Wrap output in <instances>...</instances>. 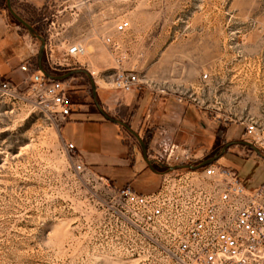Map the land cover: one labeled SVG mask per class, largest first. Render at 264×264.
Here are the masks:
<instances>
[{"label": "rangeland", "instance_id": "obj_1", "mask_svg": "<svg viewBox=\"0 0 264 264\" xmlns=\"http://www.w3.org/2000/svg\"><path fill=\"white\" fill-rule=\"evenodd\" d=\"M11 4L45 39L41 62L50 74L64 83L75 78L67 86L73 104V87L84 85L89 111L115 130L65 127L64 134L89 150L82 152L88 162L101 163L111 178L86 163L78 172V152L75 158L65 148V122L57 127L31 90L29 77L42 42L11 16L7 0H0V56L10 72L26 74L13 81L18 98L0 94V264H175L147 253L115 254L97 228L98 198L109 202L113 190L124 186L155 191L162 168L154 161L172 145L187 149L199 162L194 166L218 157L239 169L246 187L264 183V159L239 144L253 145L264 157V0H49L40 14L21 0ZM123 21L129 29L117 34L115 27ZM108 37L119 50L105 43ZM77 44L87 54L72 59L70 68L61 67L64 53ZM116 69L169 81L181 87L184 99L116 91L109 79ZM78 70L85 73L66 77ZM205 74L209 86L203 101L197 88ZM91 80L98 104L145 143L155 171L135 134L99 113ZM192 87L199 103L190 100V92L184 95ZM98 89L111 95V108L101 103ZM143 98L150 103L138 113ZM183 107L188 112L182 113ZM181 115L182 124L175 121ZM254 122L258 135L247 133ZM124 144L135 153L134 163L121 158Z\"/></svg>", "mask_w": 264, "mask_h": 264}, {"label": "built area", "instance_id": "obj_2", "mask_svg": "<svg viewBox=\"0 0 264 264\" xmlns=\"http://www.w3.org/2000/svg\"><path fill=\"white\" fill-rule=\"evenodd\" d=\"M128 29L129 23L123 21L115 32L124 34ZM105 43L114 51L120 48L111 37ZM86 54L85 46H70L60 66L70 68L72 59ZM122 61L119 57L117 63L121 65ZM21 70L28 72V65ZM109 79L112 88L122 93L150 91L184 99L180 86L134 71L116 69ZM30 82L32 92L45 103L49 116L60 127L75 111L66 84L48 78L41 70L31 74ZM208 86L205 74L197 88L201 95L193 87L184 95L190 92V100L195 103H199L198 96L206 101ZM0 94L6 99L19 96L17 85L4 73L2 65ZM255 124L248 127V134L258 135ZM65 148L76 158L73 143H66ZM154 162L162 168L161 183L155 191L139 193L126 186L113 190L109 202L102 196L97 200L101 214L97 228L115 254L130 252L140 257L147 253L175 264H264V183L248 188L238 168L219 161L194 166L198 160L177 145ZM175 166L195 168L169 170ZM76 169L83 172L86 166L81 161Z\"/></svg>", "mask_w": 264, "mask_h": 264}, {"label": "crops", "instance_id": "obj_3", "mask_svg": "<svg viewBox=\"0 0 264 264\" xmlns=\"http://www.w3.org/2000/svg\"><path fill=\"white\" fill-rule=\"evenodd\" d=\"M24 4L29 5L30 7H32L33 9H35V11L37 13H41L43 11H45V7L47 4H49V0H21ZM7 60H4L1 56H0V65L3 66L4 68V73L7 74V76L9 78H11L13 81H15V77H26L25 73H21L20 71L17 70H13L12 72H10V68L5 64ZM7 66V69H5ZM32 67V65H30ZM30 67V68H31ZM40 70V62H39V58L37 59L36 65L35 67H32L31 69V73ZM72 71V69H71ZM70 73V72H69ZM21 75V76H20ZM29 77V76H28ZM30 78V77H29ZM75 80V78H71V81L66 82V86H70V83ZM73 89L75 90V92H72L73 95H76V97L74 98V104L76 107L80 106L81 109L80 111H74L66 120L64 127L62 128V136L63 138L68 141V142H72L76 148H77V152H78V157L79 159L85 164L88 165H92L95 166V168L100 169L102 172H104L106 174L105 169L103 168L101 163H90L88 162V160L82 155L83 153H87L89 150L79 146L74 140L70 139L66 134H64V129L66 126H71L73 128H78L79 126H85V125H93L95 126L98 130H106V129H111V130H115V125L108 123L107 121H103L101 119H99L100 115L98 113L95 112H90V103L88 101V91L86 90V87L84 85L81 86H77V87H73ZM98 96L99 99L101 100V103L104 106H109L111 108V95H106L104 92H101L100 89H98ZM71 94V93H70ZM71 97V96H70ZM94 97V96H93ZM82 100L84 103H78L77 100ZM71 101H72V97H71ZM73 103V101H72ZM77 103V104H76ZM150 103V99L148 100V98H143L140 99V102L138 103V113H140L141 111L146 109V106ZM188 112L184 109L183 107V112ZM100 113V112H99ZM165 117V116H164ZM179 120L182 123H184L185 120V116H179V118H177L175 121ZM175 121H173L172 123H174ZM108 129V130H109ZM118 138L122 141L121 137L118 135ZM127 147V151H126V155L122 156L121 158L126 159L128 161H131L132 163H134L136 161V157L134 158V154H131L129 147L124 144ZM128 155H130V160L128 159ZM136 156V155H135ZM133 160V161H132ZM227 164V163H226ZM107 175V174H106ZM108 176V175H107ZM110 177V176H108ZM111 178V177H110ZM113 179V178H112ZM126 187V186H124ZM131 187V186H130ZM120 189L123 187H119ZM118 188V189H119ZM148 193V192H147Z\"/></svg>", "mask_w": 264, "mask_h": 264}, {"label": "water", "instance_id": "obj_4", "mask_svg": "<svg viewBox=\"0 0 264 264\" xmlns=\"http://www.w3.org/2000/svg\"><path fill=\"white\" fill-rule=\"evenodd\" d=\"M7 8H8V11L9 13L11 14V16L20 24L22 25L23 27H25L27 29V31L30 33L31 36L39 39L41 42H42V46L40 48V53H39V62H40V70L42 72H44L46 74V76L50 79H53V80H60V81H63V77H57V76H53L52 74H50V72H48L42 62H41V58H42V54H43V50H44V47H45V39L42 38L39 34L36 33L35 29L33 28V26H31L28 22H26L19 14H17V12L13 9V6L11 4V0H7ZM85 73L83 70H78V71H74V72H71V73H68V75L66 77H69L70 75L74 74V73ZM87 74V73H86ZM88 75V74H87ZM89 76V75H88ZM90 77V76H89ZM92 82V90H93V96L94 98L96 99V105H97V108L100 112L101 115H103V117L106 119V120H109V121H112L114 123H119L121 125H123L124 127H126L127 129H129L132 133H134L130 127L125 124V123H122V122H119L115 119H112L109 115H107V113H105V111L101 108V106L98 104L97 102V98H96V93H95V85L93 83V81L91 80ZM135 134V133H134ZM135 136L137 137V139L140 141L141 143V146H142V149H143V158L145 160V162L148 164V166L150 167V169L154 170L153 167H152V164H153V161H150L148 159V153H147V148H146V145L145 143H143L140 138L138 137V135L135 134ZM239 144L241 145H244V146H248V147H251L255 152L256 154L261 157L262 159H264V157L261 155V152L256 149L253 145L249 144V143H246V142H240ZM230 146L227 145L225 147V150L228 149V147ZM218 160V157L212 159V160H209L205 163H203L201 166H206V165H209L213 162H216ZM186 168H195V167H191V166H175V167H171L169 170L170 171H176V170H182V169H186ZM155 171V170H154Z\"/></svg>", "mask_w": 264, "mask_h": 264}, {"label": "trees", "instance_id": "obj_5", "mask_svg": "<svg viewBox=\"0 0 264 264\" xmlns=\"http://www.w3.org/2000/svg\"><path fill=\"white\" fill-rule=\"evenodd\" d=\"M22 26V25H21ZM43 65H44V68L46 69V70H49L50 71V69L47 67V65L45 64V62H43Z\"/></svg>", "mask_w": 264, "mask_h": 264}]
</instances>
